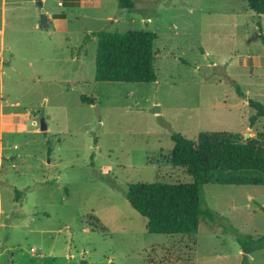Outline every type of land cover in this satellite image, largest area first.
Wrapping results in <instances>:
<instances>
[{
  "label": "rangeland",
  "instance_id": "1",
  "mask_svg": "<svg viewBox=\"0 0 264 264\" xmlns=\"http://www.w3.org/2000/svg\"><path fill=\"white\" fill-rule=\"evenodd\" d=\"M38 1L0 0V264H242L229 228L264 234V185L205 184L225 221L192 236L149 233L125 191L191 182L174 133H264L247 102L264 103V15L247 0ZM102 30L155 32L157 80L95 81Z\"/></svg>",
  "mask_w": 264,
  "mask_h": 264
},
{
  "label": "trees",
  "instance_id": "2",
  "mask_svg": "<svg viewBox=\"0 0 264 264\" xmlns=\"http://www.w3.org/2000/svg\"><path fill=\"white\" fill-rule=\"evenodd\" d=\"M252 11L264 15V0H247ZM121 9H131L133 0H118ZM95 58V81L120 83H151L157 80L154 68V41L157 36L149 30L110 32L98 31ZM263 42H264V37ZM235 83V82H234ZM240 96L246 97L236 83ZM82 102L94 104L93 97ZM253 114V127L264 118V103L247 98ZM171 162L185 169L189 183L134 182L125 191L129 204L147 220L149 233L192 236L201 223L222 225L225 219L203 203V186L208 183L264 185V133L256 138L241 140L230 132H201L195 140L181 133L171 137ZM21 195L23 192H17ZM264 211V207L261 206ZM242 250V264L264 249V234L244 235L230 227ZM190 261V260H188Z\"/></svg>",
  "mask_w": 264,
  "mask_h": 264
},
{
  "label": "water",
  "instance_id": "3",
  "mask_svg": "<svg viewBox=\"0 0 264 264\" xmlns=\"http://www.w3.org/2000/svg\"><path fill=\"white\" fill-rule=\"evenodd\" d=\"M38 4L40 7L43 6V2L41 0L38 1ZM40 23H41L42 27H44V28L49 27L48 18H47L45 13L40 14ZM40 126H41L42 131H45L47 129V125H46L44 120H41Z\"/></svg>",
  "mask_w": 264,
  "mask_h": 264
}]
</instances>
